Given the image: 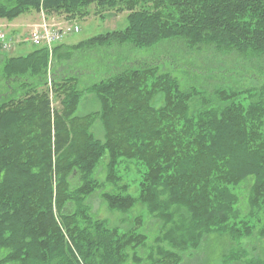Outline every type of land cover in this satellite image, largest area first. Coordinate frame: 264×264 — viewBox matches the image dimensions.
Wrapping results in <instances>:
<instances>
[{
  "label": "trees",
  "instance_id": "16d2710c",
  "mask_svg": "<svg viewBox=\"0 0 264 264\" xmlns=\"http://www.w3.org/2000/svg\"><path fill=\"white\" fill-rule=\"evenodd\" d=\"M91 7L127 13L126 28L0 54V264H192L214 234L263 241L264 0H0V19L72 22ZM235 76L261 86L250 103L238 100L255 88L218 85ZM86 94L102 108L80 117ZM128 163L143 167L137 197ZM97 197L123 215L142 205L154 237L148 223L110 227L93 213ZM249 254L237 258L264 264Z\"/></svg>",
  "mask_w": 264,
  "mask_h": 264
},
{
  "label": "rangeland",
  "instance_id": "374dc122",
  "mask_svg": "<svg viewBox=\"0 0 264 264\" xmlns=\"http://www.w3.org/2000/svg\"><path fill=\"white\" fill-rule=\"evenodd\" d=\"M94 7H91L93 9ZM93 9L92 14L90 17H85L84 19H77L74 21H67L64 16L59 15L57 16H51L53 19L57 20L58 23L65 25L67 24H75L79 26L80 32L78 34H72L66 37L65 41H69L71 43H80L83 41H87L93 37L99 36L101 34H106L108 32L114 31V30H122L125 29L127 26V13H120L116 14L113 12L112 14L107 13V16L103 19L99 16L93 15L95 12ZM97 11V10H96ZM30 19L27 25L25 27H16V24L20 22L22 19ZM21 19V20H20ZM19 21H8L4 19H0V32H4L5 34H9L10 37L17 36V38H25L30 34L33 27L37 25L41 20V14L37 11H31L27 14L22 15L19 19ZM17 29H20L18 31ZM21 34H20V33ZM22 35V36H20ZM36 48L31 45L30 43H23L21 46L16 45V47L9 53H0L2 55H7L10 57H20L27 55L34 51ZM53 53H50V57H52ZM132 59L137 58L141 56L138 53H131L129 55ZM261 73L262 70H259ZM258 72V73H259ZM248 73H250L248 71ZM259 73V74H260ZM239 74V73H238ZM240 75V74H239ZM181 78V77H180ZM230 79H220L219 80V86L223 85L224 88L231 90V91H243L250 88H255L254 91L249 92L247 94H244L240 96V99L238 101H241L243 104H248L250 101L246 98H251V96H254L259 90L260 85H257L254 82H251L246 79H240V77L235 76L230 83L227 81ZM182 87L184 89L188 87L195 86L197 87V84H194L193 81L188 80L186 78H181ZM224 83V84H222ZM49 97L52 102V107L54 109L60 108V100L55 93L54 89L52 90L51 85H49ZM246 93V92H245ZM101 103L97 96L94 94H86L82 102L79 106V109L77 111L78 116L84 117L90 114H96L101 111ZM92 132L96 139L105 141L106 139V129L103 124V122L98 119L95 120L93 126H92ZM137 165V164H136ZM143 171V167L140 165L139 167H136L132 163L123 164L120 166V170L123 171L122 175L125 174L127 171H131V173L128 175L129 177L126 178L128 183L131 186V193L137 197L140 192V183L142 181L141 173L139 172ZM104 171H101L103 174ZM105 176L101 177V180H104ZM92 208L93 213L96 214V216L104 220L108 223V225L112 228L119 227L122 231H128L132 227H138L139 231H143L145 228L146 223H148V230L150 232L151 237L153 238L155 233L158 230V226H154V222L150 220L148 215L146 214L145 209L142 205H138V207L135 209L133 213H129L127 215H123L122 213L112 210L106 206L100 198H94L92 201ZM250 225L252 223L250 222ZM244 248H247L249 250V257H262L264 258V240L259 239L257 236L254 237V239H243L237 243H235L232 239H230L228 236H219V235H212L210 236L203 244V247L201 250L192 251L188 253V257L191 258L190 262L192 264H246V260L238 259L237 258V252L238 250H243ZM197 252V253H196Z\"/></svg>",
  "mask_w": 264,
  "mask_h": 264
},
{
  "label": "built area",
  "instance_id": "2783aa9c",
  "mask_svg": "<svg viewBox=\"0 0 264 264\" xmlns=\"http://www.w3.org/2000/svg\"><path fill=\"white\" fill-rule=\"evenodd\" d=\"M79 32V26L67 23L62 25L42 11L40 22L33 27L30 34L25 38L10 37L9 34L0 32V52L9 53L16 45L23 43H30L35 48H47L49 52H52L67 36Z\"/></svg>",
  "mask_w": 264,
  "mask_h": 264
},
{
  "label": "crops",
  "instance_id": "0c3cea01",
  "mask_svg": "<svg viewBox=\"0 0 264 264\" xmlns=\"http://www.w3.org/2000/svg\"><path fill=\"white\" fill-rule=\"evenodd\" d=\"M41 14V13H40ZM19 19V18H18ZM18 19H16L15 21H19ZM21 20V19H20ZM29 20L30 19H22L20 22H18L17 24H16V27L18 28H20V27H25V25H27L28 23H31V22H29ZM18 31H20V29H17ZM21 32V31H20ZM19 32V33H20ZM21 34V33H20ZM20 36H22V35H20ZM15 37H17V36H15ZM23 37V36H22ZM66 39V38H65ZM65 39H64V41L59 45V46H63V47H65V48H69V47H74V46H76V45H78L79 43H71V42H67V41H65ZM81 43V42H80ZM22 44H18V46H21Z\"/></svg>",
  "mask_w": 264,
  "mask_h": 264
}]
</instances>
